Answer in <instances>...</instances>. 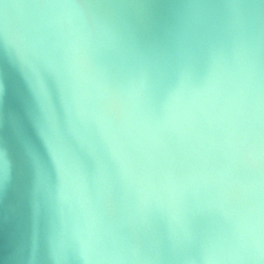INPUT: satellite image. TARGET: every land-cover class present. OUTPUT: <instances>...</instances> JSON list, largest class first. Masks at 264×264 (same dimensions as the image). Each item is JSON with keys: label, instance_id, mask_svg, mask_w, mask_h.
Wrapping results in <instances>:
<instances>
[{"label": "water", "instance_id": "obj_1", "mask_svg": "<svg viewBox=\"0 0 264 264\" xmlns=\"http://www.w3.org/2000/svg\"><path fill=\"white\" fill-rule=\"evenodd\" d=\"M0 153V264H254L264 0H0Z\"/></svg>", "mask_w": 264, "mask_h": 264}, {"label": "snow or ice", "instance_id": "obj_2", "mask_svg": "<svg viewBox=\"0 0 264 264\" xmlns=\"http://www.w3.org/2000/svg\"><path fill=\"white\" fill-rule=\"evenodd\" d=\"M3 159V153H0V160ZM3 182V168L0 167V183ZM248 259L254 262V264H264V247L256 248L252 250Z\"/></svg>", "mask_w": 264, "mask_h": 264}, {"label": "clouds", "instance_id": "obj_3", "mask_svg": "<svg viewBox=\"0 0 264 264\" xmlns=\"http://www.w3.org/2000/svg\"><path fill=\"white\" fill-rule=\"evenodd\" d=\"M7 8V6H5ZM62 7H67V8H80L82 6L76 5V4H68V5H63Z\"/></svg>", "mask_w": 264, "mask_h": 264}]
</instances>
